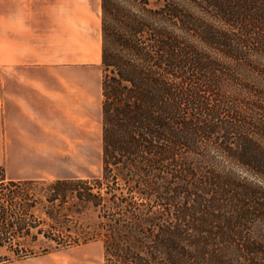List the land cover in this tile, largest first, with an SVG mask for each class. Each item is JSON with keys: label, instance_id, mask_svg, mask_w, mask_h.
Returning <instances> with one entry per match:
<instances>
[{"label": "trees", "instance_id": "obj_1", "mask_svg": "<svg viewBox=\"0 0 264 264\" xmlns=\"http://www.w3.org/2000/svg\"><path fill=\"white\" fill-rule=\"evenodd\" d=\"M100 7V173L0 166V264L96 239L104 264H264V0Z\"/></svg>", "mask_w": 264, "mask_h": 264}, {"label": "crops", "instance_id": "obj_2", "mask_svg": "<svg viewBox=\"0 0 264 264\" xmlns=\"http://www.w3.org/2000/svg\"><path fill=\"white\" fill-rule=\"evenodd\" d=\"M100 1L0 0V166L8 177H44L49 160L102 141ZM71 176L81 175L57 177ZM58 252L7 264H79Z\"/></svg>", "mask_w": 264, "mask_h": 264}, {"label": "rangeland", "instance_id": "obj_3", "mask_svg": "<svg viewBox=\"0 0 264 264\" xmlns=\"http://www.w3.org/2000/svg\"><path fill=\"white\" fill-rule=\"evenodd\" d=\"M97 122L98 120H96V124H98ZM101 151L102 141L100 135L95 138V142L89 145H81L80 151L73 154V159H58L55 161L49 160L45 167L46 171L43 176L45 178H54L66 174L81 176L93 174L97 175L101 170ZM79 218L80 224L83 226L90 225V227L95 226L97 219L95 214L92 212L80 216ZM85 227L88 228L89 226ZM57 250L60 251L57 255L61 256V259L65 261L70 258L78 259L80 261L79 264H104L106 261L103 241L101 239L92 240L78 246L54 249L52 251ZM110 258L111 259L108 260V264H118L113 257ZM7 263L8 262L1 264Z\"/></svg>", "mask_w": 264, "mask_h": 264}]
</instances>
